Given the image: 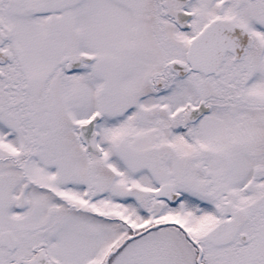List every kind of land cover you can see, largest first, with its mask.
<instances>
[{
    "label": "snow or ice",
    "instance_id": "6c2138e0",
    "mask_svg": "<svg viewBox=\"0 0 264 264\" xmlns=\"http://www.w3.org/2000/svg\"><path fill=\"white\" fill-rule=\"evenodd\" d=\"M0 264H264V0H0Z\"/></svg>",
    "mask_w": 264,
    "mask_h": 264
}]
</instances>
